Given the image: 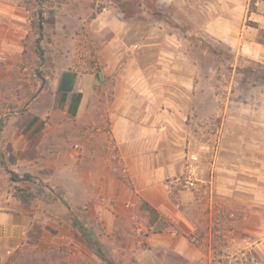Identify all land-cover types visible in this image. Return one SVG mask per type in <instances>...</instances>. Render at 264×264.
Wrapping results in <instances>:
<instances>
[{"label":"crops","instance_id":"1","mask_svg":"<svg viewBox=\"0 0 264 264\" xmlns=\"http://www.w3.org/2000/svg\"><path fill=\"white\" fill-rule=\"evenodd\" d=\"M104 1L105 7L89 26L97 39L94 70H57L56 78L46 82L27 110L10 117L0 132L4 139L13 137L1 143L15 150L17 161H7L13 172L36 177L49 188L30 182L17 186L37 197H48L53 191L68 207L67 224L60 227L56 223L52 226L55 235L47 242L39 237L36 245H62L79 236L71 213L87 208L88 217L101 229L96 236L103 251L109 246L106 251L113 261L211 264L210 221L208 224L203 211L197 209L194 193L178 186L179 180L190 174L205 187L210 200L223 202L238 217L231 223L237 234L229 240L234 250L229 259L240 264H264V120L257 121L255 143L249 147L252 138L248 126L240 128L245 133L240 138V154H244L241 161H189L184 147L192 129L186 121L194 113V95L169 94L165 89L154 92L139 71L144 68L140 65L141 53L156 44L147 42L155 32H148L146 37L144 32L133 34L119 0ZM156 1L189 6L188 17L195 23L202 22L207 38L239 58L264 66V0ZM31 21L18 0H0V53L4 56L0 77L21 63ZM133 37L141 40L130 42ZM163 37L171 38L167 33ZM175 48L160 47V54L172 58ZM173 59L161 58L158 64L165 67ZM100 99L103 113L98 122L108 124L106 134L115 152L109 151L101 128L95 130L100 142H92L89 137L81 148L73 144L83 139L85 123L93 117ZM60 120L70 123L69 131L65 130L63 161H45L39 153L40 143L58 128ZM248 149L255 150L251 158ZM105 150L109 152L105 154ZM5 169L0 164V255H9L28 244L34 230L43 235L45 228L39 222L42 211L36 207L38 201L25 208L8 192ZM144 204L157 216L151 215ZM164 222L169 226L156 230ZM207 229L210 251L205 254L188 237L205 246L203 233Z\"/></svg>","mask_w":264,"mask_h":264},{"label":"rangeland","instance_id":"2","mask_svg":"<svg viewBox=\"0 0 264 264\" xmlns=\"http://www.w3.org/2000/svg\"><path fill=\"white\" fill-rule=\"evenodd\" d=\"M18 1L34 21L37 20L38 10L42 12L43 31L40 34L36 23H31L25 38L21 63L14 65L12 70L0 77V102L4 99L15 101L16 95H23L24 90L34 95L40 87L37 76L50 83L56 78L57 70L64 71L68 68L78 73L90 70L91 63L96 62L97 39L90 32L89 26L96 14L106 5L104 0ZM39 2H42V5H39ZM137 2L143 6L139 8L137 5L131 6ZM164 4V1L158 3L156 0H129L127 4L129 7L125 10L123 18L128 21L131 32L135 35L144 32V37L150 31L155 32V37L147 40L156 42L152 49L144 51L141 55L138 53L141 57L140 65L144 67L139 71V76L145 77L156 93L165 89L169 94L194 95V113L186 121V124L192 125V129L184 147L185 153L189 155V161H241L244 154H240V138H243L245 133H241L240 128L248 126L247 132L251 133L252 138L248 142L249 147L255 143L254 131L257 121L262 123L264 120V66L239 58L229 49L207 38L202 32V22L195 23L188 17L189 6L185 8L182 5ZM165 33L171 38H164ZM37 39H40L39 45L44 52L42 63L39 62L34 50V42ZM139 39L133 37L130 42ZM142 41L146 40L142 38ZM175 45L176 53H173L172 58L171 55L161 56L160 47L170 49ZM161 58L174 59L171 64L166 62V66L163 67L158 64V61H162ZM189 84V87H192L191 91L187 88ZM23 102L25 100L21 101ZM27 102L23 109L27 110L29 107L26 105ZM97 106L93 117L91 116L85 123L86 132L83 139L78 138L73 144L81 148L80 145H85L89 137L92 142H100V134L95 130L101 128L109 151L115 152L113 142L106 134L108 124L104 121L98 122L99 115L103 113L101 99ZM10 117L12 116L5 117L3 123ZM57 124L58 128L52 129L51 134L45 136L40 143L39 153L45 161H63L65 130L69 131L70 123L67 120H60ZM55 136L56 140L53 139ZM6 137L4 139L0 134L2 157L0 161H4L5 168L13 172V167L7 161H17L15 150L9 145L4 147L1 144L3 140L8 142L13 140V137L12 135ZM109 151L105 150V154ZM248 151L249 157L250 154L255 155L254 149ZM189 175L186 174L179 180L178 186L182 190H188L184 186V180ZM191 179L195 181L193 177ZM8 182L10 193L12 184L9 176ZM42 186L49 188L44 184ZM204 188L195 181V187L189 189L199 204L197 209L203 211V219L207 220L208 224L210 221L211 224V251L208 229L203 233L207 242L205 246L200 245V249L205 254L211 252V264H240L238 260L234 262L229 259L234 252L231 247L232 241L229 240L237 234L235 225L231 223L236 222L238 217L230 212L223 202L220 204L216 203L215 199L210 200ZM49 194L48 197L46 194L41 197L34 195L36 202L38 201L36 207L42 211L39 222L45 227L44 234L41 235V232L34 230L27 241L28 244L19 247L23 255L33 253L40 259L47 257L48 264H124L112 260L106 251L109 250V246L104 247L106 250L103 251L96 236L101 234V229L96 226L97 221L88 217L87 208L75 209L71 213L72 224L76 221L78 225L83 226L82 235L77 231L79 236L62 245H36L39 237H42V242H47L50 240L49 237L55 235L52 226L56 223L64 227L68 222L67 205L53 191ZM14 252L0 255V264H5Z\"/></svg>","mask_w":264,"mask_h":264},{"label":"trees","instance_id":"3","mask_svg":"<svg viewBox=\"0 0 264 264\" xmlns=\"http://www.w3.org/2000/svg\"><path fill=\"white\" fill-rule=\"evenodd\" d=\"M40 4L42 5V2H39V5ZM118 4H119V7L122 10V12L125 13L126 12L125 10L129 7L127 5V4H129V0H119ZM136 5L139 8L142 5V3H140V2H137L136 4L133 3L131 6L134 7ZM141 8H143V7H141ZM31 23L32 24L36 23V28H37L38 32L41 34L43 31V16H42V12L40 10H38V12H37V20L34 21L32 19ZM263 36H264V34H263ZM39 42H40V39H37L34 42V50H35V54L37 55L39 62L42 63L44 61V52H43L42 48L40 47ZM23 55H24V52H23ZM23 55H22V57H23ZM94 68H95V62H92L91 68L88 71H93ZM16 96H17V98L15 99V101L4 99V101L0 102V132L2 131L3 125H4L3 119L5 117L17 115L21 111L24 112L26 110V108L24 110H22V109H23L25 103L33 97V94L24 90L23 95L19 94ZM22 100H25V102L21 103ZM1 158L2 157H0V160H1ZM0 164L3 167L5 165L4 161H0ZM5 171L7 172V175L9 176L10 184H12V187H11L12 191L10 192L11 196L25 208H30L31 206H33L36 203V197L32 193H30L26 190H23L22 188L17 186V184L20 182H30V183H35V184H39L40 186H42L43 183H41L38 178L33 177L29 174H23L22 176H19L15 172H11V171H8L6 169H5ZM144 207L150 212L151 215H154L155 217L157 216V213L151 207H149L145 204H144ZM73 223H74V226L77 229V231L82 235L83 233H82L81 227L76 223V221H74ZM167 226H169V224L164 222V223L160 224L159 226H157L158 228L156 230H160V229L165 228ZM200 233L202 234V232H200ZM188 239L190 241H192L197 247H200V243H198L195 239H193V237L189 236ZM5 264H48V262H47V257L45 259H40V257L34 256L33 253H31L29 255L28 254L23 255V253H21L20 249H17L14 252V254L8 258V261Z\"/></svg>","mask_w":264,"mask_h":264},{"label":"built area","instance_id":"4","mask_svg":"<svg viewBox=\"0 0 264 264\" xmlns=\"http://www.w3.org/2000/svg\"><path fill=\"white\" fill-rule=\"evenodd\" d=\"M3 62H4V56L3 54L0 53V63H3ZM184 186L188 190L195 187V181L191 179L190 175L185 177Z\"/></svg>","mask_w":264,"mask_h":264},{"label":"water","instance_id":"5","mask_svg":"<svg viewBox=\"0 0 264 264\" xmlns=\"http://www.w3.org/2000/svg\"><path fill=\"white\" fill-rule=\"evenodd\" d=\"M37 78L40 81V87H39L38 91L33 95V97L27 102L26 105H28L29 103H31L37 97V95L40 93V91L42 90V88L46 84V80L44 78H42L41 76H37Z\"/></svg>","mask_w":264,"mask_h":264}]
</instances>
